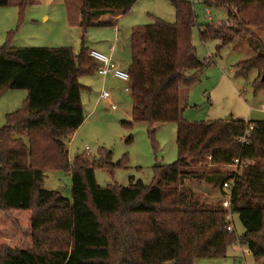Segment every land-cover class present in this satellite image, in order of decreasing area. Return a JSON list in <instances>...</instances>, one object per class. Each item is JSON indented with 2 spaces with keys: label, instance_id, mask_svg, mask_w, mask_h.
Listing matches in <instances>:
<instances>
[{
  "label": "trees",
  "instance_id": "1",
  "mask_svg": "<svg viewBox=\"0 0 264 264\" xmlns=\"http://www.w3.org/2000/svg\"><path fill=\"white\" fill-rule=\"evenodd\" d=\"M137 1L83 0L82 40L91 26L101 24L93 20L95 11H128ZM169 1L175 22L157 17L131 32L132 120L124 123H145L151 136L157 124H177L178 160L156 164L151 184L135 177L127 186L98 184L97 167L120 165L109 160L111 152L91 162L78 155L70 166L67 141L85 120L79 77L98 69L89 49L16 47L9 41L0 46V90L27 91L25 105L9 112L0 127V211L31 210L33 231L32 248L2 244L0 264H193L196 258H224L236 243L264 259V120H186L182 90L212 61L198 58L192 43L193 2ZM206 3L226 7L230 18L219 28L203 25L200 36L216 37L220 46L246 40L255 54L238 63L235 73L248 78L256 71L253 89L264 93V0ZM9 4L0 0V7ZM27 4H18L21 17ZM249 124L255 128L244 144L238 138ZM235 158L251 164L240 174L222 172L220 167ZM56 169L71 174L72 199L43 187L46 171ZM187 179L213 185L233 181L231 207L244 232L229 231L220 203L185 188ZM118 215L120 221H108Z\"/></svg>",
  "mask_w": 264,
  "mask_h": 264
},
{
  "label": "rangeland",
  "instance_id": "2",
  "mask_svg": "<svg viewBox=\"0 0 264 264\" xmlns=\"http://www.w3.org/2000/svg\"><path fill=\"white\" fill-rule=\"evenodd\" d=\"M20 1L10 0L9 5L0 7V46L9 41L16 47L71 46L79 52L82 47L90 50L97 44V47L107 50V54L110 53V48L115 42L114 30L111 27L105 25L93 27L85 35L86 40L83 43L77 29L70 30L63 26L65 21H62V18L66 8L71 13V21L78 24L77 19L74 18L78 15L83 0H68L67 6H60V4L40 6L33 4V0H27L28 4L23 17L20 16L18 6ZM190 1L193 2L196 15V22L192 29V43L196 55L201 60L212 61V64L190 88L182 90L181 102L185 108L184 117L190 122L227 119L230 115L235 119L264 120V93L256 92L252 85L257 76L256 71H252L248 78L239 77L235 73L238 63L255 54L253 49L246 40L241 38L224 46H220L221 41L216 37L203 39L199 28L207 23L211 24L212 29L228 24L230 18L228 10L223 6L209 5L206 0ZM208 9L211 12V19L206 12ZM48 13H51L50 19H46ZM157 17L168 22H175V8L169 0H142L117 21L120 39L113 59L119 68L129 70L131 66L132 27L155 23ZM211 28H208L210 33ZM61 33V36H65L62 39L66 43L70 40V44L49 45L52 43L51 40L55 43L57 36ZM79 81L87 84L89 88L83 90L82 94L85 120L67 141L70 166L78 155L86 154V159L91 162L92 159L105 158L106 153L111 152L109 160L113 163L119 162L120 165L113 169L97 167L95 171L97 182L105 187L116 183L127 186L131 182V177L151 184L154 181L156 164H172L178 160L175 122L157 124L154 136L150 135L149 127L145 123H136L133 126L124 123L132 120V92L131 89L126 90L130 82L119 80L111 74L104 77L96 71L81 75ZM103 91L110 92L109 100L100 97ZM26 97V90L7 88L0 90V127L7 123L9 112L25 105ZM112 103L116 104L115 109L111 108ZM87 147L90 148V155ZM220 169L226 173L234 171L230 165H224ZM184 186L197 193L202 200L220 203L222 199L220 184L213 185L203 179H187ZM43 187L57 190L65 197L72 199L71 174L65 170L46 171ZM3 218L5 215L1 211L0 247L4 235ZM120 220L118 215L108 221L116 223ZM108 221L103 220L105 223ZM233 221L236 234L241 235L245 229L237 213L233 214ZM5 223L7 224V221ZM112 259L118 262L120 258L113 252ZM165 264H175V262L168 261ZM193 264H264V259L255 258L249 252L247 245L236 243L228 247L227 256L224 258H196Z\"/></svg>",
  "mask_w": 264,
  "mask_h": 264
},
{
  "label": "crops",
  "instance_id": "3",
  "mask_svg": "<svg viewBox=\"0 0 264 264\" xmlns=\"http://www.w3.org/2000/svg\"><path fill=\"white\" fill-rule=\"evenodd\" d=\"M30 1H32V0H30ZM67 1L68 0H33L32 3L36 4V5H40V6L41 5L51 6V5H57V4L58 5L60 4V6L61 5L67 6ZM140 1H142V0H138L134 5H136L137 3H140ZM44 3H47V4H44ZM134 5H133V7H134ZM80 9H81V6L79 7L78 15H75L76 17L74 18V19H77L78 24L73 23L71 21V13L68 11V8H66L64 17L62 18V21H65L63 23V26H65L66 28H69L70 30H72V28L77 29L80 32V39L82 40L83 30L80 26H78L80 23V20H81ZM126 12H128V11H123L120 9H100V10H97L94 12V17H93L94 22H99L101 24L91 26L87 30V33L90 32L91 29L95 26H102V25L104 26L105 25L107 27H111L114 30L113 33L115 35V42L111 46L109 54L106 53L107 50H104V49H101L100 47H97V44H95L94 45L95 47L90 49V51L96 50V51L108 56L114 62L113 54L118 47V42L120 39L119 38L120 28H119V24L114 25L113 22L117 23L118 20L122 19L125 16ZM50 14L51 13H48V16L46 17V19H50L52 17ZM63 26L61 27L62 30H63ZM62 33L59 36H57L58 39L55 43H53V41L51 40L52 43H49V45L53 46L55 44H62V45L70 44L69 43L70 40H68L67 41L68 43H66L65 40L62 39V37H65V36H61ZM85 40H86V38H85ZM85 40H82V42L84 43ZM59 41H62V43H58ZM130 42H131V38H130ZM130 49H131V44H130ZM119 69H121V68H119ZM124 71H129V70H124ZM109 74L116 77L113 73H109ZM99 75H101V74H99ZM101 76H103V75H101ZM104 77H106V76H104ZM116 78L119 80H122L118 77H116ZM122 81H124V80H122ZM82 84L84 85L83 90H87L89 88V86L87 84H85V83H82ZM82 94H83V92H82ZM101 94H100V97H101ZM111 101H113V99ZM82 102H83V99H82ZM14 212H15V215H14ZM4 215H5V218H3L4 219V222H3L4 226H3V230H2L4 235L2 236V243L1 244L8 245V246H11L13 248H15V247L32 248L33 247V231H32V227H31L32 211L31 210H14L11 212V214L8 215V214L4 213ZM6 221H7V224L5 223ZM7 234H9V235H7Z\"/></svg>",
  "mask_w": 264,
  "mask_h": 264
},
{
  "label": "built area",
  "instance_id": "4",
  "mask_svg": "<svg viewBox=\"0 0 264 264\" xmlns=\"http://www.w3.org/2000/svg\"><path fill=\"white\" fill-rule=\"evenodd\" d=\"M207 14L209 15L208 18L211 19V12L208 9ZM114 25H116V22H113ZM90 55L96 59L98 62V69L97 72L103 76H107L109 73H113L116 77L130 82V73L129 71H124L119 69L116 64L112 61L111 58L108 56L96 51L92 50L90 51ZM126 90H130V86L126 87ZM101 98L105 100L110 99V92L109 91H103L101 94ZM117 106L116 104L112 103L111 108L115 109ZM255 126L254 124H249L245 130V133L240 136L238 139L242 143H249L250 137L252 135V131L254 130ZM88 154L90 155V148L87 147ZM251 164L250 160H243L241 158H235L233 162L230 165V167L234 168L233 173H242L245 167L249 166ZM222 190V199L220 201V205L222 208L226 211V218L229 222L228 224V230L229 231H235L234 227V221H233V211L231 207V199H232V189H233V181H224L221 185ZM250 252V250H249Z\"/></svg>",
  "mask_w": 264,
  "mask_h": 264
},
{
  "label": "water",
  "instance_id": "5",
  "mask_svg": "<svg viewBox=\"0 0 264 264\" xmlns=\"http://www.w3.org/2000/svg\"><path fill=\"white\" fill-rule=\"evenodd\" d=\"M233 117H232V115H230L228 118H227V120H231Z\"/></svg>",
  "mask_w": 264,
  "mask_h": 264
}]
</instances>
